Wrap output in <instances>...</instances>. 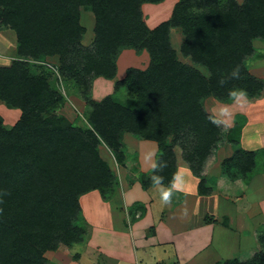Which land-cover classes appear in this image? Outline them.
I'll list each match as a JSON object with an SVG mask.
<instances>
[{"label":"trees","instance_id":"obj_1","mask_svg":"<svg viewBox=\"0 0 264 264\" xmlns=\"http://www.w3.org/2000/svg\"><path fill=\"white\" fill-rule=\"evenodd\" d=\"M160 1L0 0V25L16 33L21 57L0 68V101L21 111L12 128L0 118V264H45L44 252L76 241L62 236L79 218L78 197L95 190L100 196L111 193L116 183L99 157L100 141L116 150L122 134L129 133L162 146L171 133L189 130L199 159L219 134L202 100L230 101V91L241 89L247 98L263 95L264 82L248 72L246 59L254 52L252 42L264 39V0H179L167 24L149 31L140 6ZM80 8L95 18V54L80 44ZM170 28L182 31L183 54L203 66L208 79L177 61L165 34ZM73 48L83 68L65 66ZM128 49L150 54L149 69H131L125 83L137 95L136 107L110 99L92 104L86 131L50 111L62 97L50 91L46 77L19 70L27 57L58 53L61 72L71 70L82 90L91 74L111 78L119 53ZM237 68L239 78H230ZM227 263L264 264V252L248 263Z\"/></svg>","mask_w":264,"mask_h":264},{"label":"rangeland","instance_id":"obj_2","mask_svg":"<svg viewBox=\"0 0 264 264\" xmlns=\"http://www.w3.org/2000/svg\"><path fill=\"white\" fill-rule=\"evenodd\" d=\"M178 1L162 0L158 3H142L140 12L145 27L149 31H153L167 24ZM237 2L242 4L243 0H238ZM78 25L83 29L80 44L91 53V49H95L94 41L96 34L93 14L89 10L80 8ZM165 34L168 37L169 44L174 51L177 61L180 64L195 68L203 77L208 79L210 76L208 71L203 66L194 63L191 56H185L183 54L181 48L185 36L182 31L179 28H170ZM0 43L7 49L2 51L1 55L12 58L11 60L0 59V68H6L20 56L18 53V38L16 33L9 29V27H4L3 24L0 25ZM252 45L254 52L246 59L247 69L253 77L259 80L260 78L253 75L251 70L252 68H257L258 71L262 72L261 76H264V39L253 41ZM74 50L73 48L70 57L67 59V61L72 60L69 64L65 63V66L72 65L76 66V69L83 68L84 62L75 55L77 51ZM82 53H85V51L83 50ZM93 54H95V50ZM36 55L31 58L24 57L26 61L22 66H19L20 72H25L33 77H46V84L48 83L47 86L51 89L50 91L59 92L62 97L56 103V107L50 111L58 116H62L74 127L80 128L83 131L88 130L89 125L86 119H89L92 113V104H100L104 100L110 99L124 108H135L138 102L137 95L134 93L133 88L130 89L125 85L127 77L130 76L129 71L135 69L145 72L151 65L150 54L146 50L137 51L128 49L121 51L116 59L115 73L111 78L95 77L91 74L85 77L86 85L83 87L84 89L80 90L76 80L73 79L74 76L71 70L65 71L66 73L61 72L62 65L59 61L58 53L57 55L52 54L47 56L44 54ZM39 67L43 70L40 69L39 71ZM202 106L210 117H215L222 121L217 126L219 130L218 140L210 148L209 154L199 156V159H197L198 156L195 153L197 143L194 132L187 130L179 134L171 133L162 146L148 141L155 151L153 153L154 156L151 157L150 166L157 159L166 162V167H163L157 173L153 172V175H158L162 178V184L158 186L163 187V190L168 189L167 191H169L178 172L183 169H188L193 177L197 179L196 188L200 194L207 195L214 193V189L217 188L221 194H230L232 197L228 199L231 202L238 200L241 202L246 197V193L243 191L235 190L231 193V189L229 188L231 183L237 187L241 186V188L246 189L245 186L252 179H255L257 185L254 198L251 201L254 209L251 210L252 208L249 207V203L244 204L250 208L251 214L255 216L249 234V245L241 250L236 257L219 262L220 264H228L227 262L237 260L240 263H248L258 253L264 252V93L259 97H245V101L242 103L241 100L235 101L233 98L230 101L223 102L213 96H208L202 100ZM223 108H227L228 115H220V110ZM20 116L21 111L19 109L9 108L0 101V118L5 128H12L18 122ZM251 128H255L256 132L250 134L248 138L254 139L255 136L258 140L256 139L254 141L253 146L242 145L241 136L243 130ZM250 141H247V144ZM143 142L144 140L134 137L129 133H123L117 142L118 145L120 144L118 149L111 150V146L109 148L100 141L97 145V151L101 160L108 165L114 176L116 181L113 184L114 188H111V193L107 191L102 196L95 190L78 197L79 218L77 217L73 221L72 224L74 227L68 231V234L62 236L66 242L74 239L76 241L70 242L68 244L69 246H64L60 243L52 251L44 252L42 257L47 262L45 264H95L92 261L93 259H91L93 257L87 256L83 252L95 246L93 226L90 225L84 214L90 213L94 215L97 213L94 210L90 211L88 207L93 204L92 201L94 199L102 203H107L113 199L116 201L117 197L122 198L120 183L123 179H126V182H132V178L138 181L140 179L143 188H149V180L152 179L153 175L142 173L145 170L142 169L139 160L141 144ZM224 151L229 154H224ZM217 157H219L218 160ZM214 165L218 169L214 170L212 175L210 170ZM244 170H248L249 172L241 173ZM145 176L148 179L143 178ZM210 180L214 181L211 182ZM92 192L95 194L91 197ZM157 194L155 193L154 195ZM84 205L87 206L85 210L83 209ZM94 251L97 259L100 256L97 253L100 252L99 250ZM86 252H88V255H92L88 250Z\"/></svg>","mask_w":264,"mask_h":264},{"label":"crops","instance_id":"obj_3","mask_svg":"<svg viewBox=\"0 0 264 264\" xmlns=\"http://www.w3.org/2000/svg\"><path fill=\"white\" fill-rule=\"evenodd\" d=\"M0 48V59L11 60L1 55L7 50L1 43ZM251 73L264 82V76L257 68H252ZM243 101L245 98L241 103ZM255 132V128L243 130L242 145L253 146L257 137H248ZM140 151V164L145 170H141L142 173L153 175L150 163L155 151L151 143L144 141ZM224 154L229 153L224 151ZM217 169L214 165L211 174ZM143 178L148 179L146 176ZM123 180L120 183L122 198L117 197L116 201L113 199L107 203L94 199L88 207L97 213L84 214L93 226L95 246L83 252L93 257L90 258L95 264H217L236 257L249 245V234L255 220L251 214L254 209L251 201L257 185L255 179L245 186L246 189L231 183V193L235 190L246 193L245 200L231 202L228 198L232 196L221 194L217 188L214 193L200 194L196 188L197 179L188 169H183L173 181L175 187L170 186L172 196L169 203L160 198L164 188L152 179L148 189L143 188L140 179L132 178V182ZM94 194L92 192L91 197ZM245 203H249L252 209ZM83 209L87 206L84 205ZM87 250L92 255H88ZM94 250L100 252L97 259Z\"/></svg>","mask_w":264,"mask_h":264},{"label":"clouds","instance_id":"obj_4","mask_svg":"<svg viewBox=\"0 0 264 264\" xmlns=\"http://www.w3.org/2000/svg\"><path fill=\"white\" fill-rule=\"evenodd\" d=\"M230 78L233 79H238L239 78V69H234L230 73ZM221 84L224 83V80L221 79L220 81ZM229 95L235 100V101H240L246 97V93L244 90H231ZM220 115L225 116L228 115V110L227 108H223L220 110ZM209 120L211 121L212 124L219 126L222 121L220 119H217L215 117H209ZM150 158V157H149ZM166 162L160 159H157L155 162L152 163V169L154 173H157L159 170H161L163 167H166ZM152 180L155 184H162V178L158 175H153ZM172 187H175L174 182L171 185ZM172 192L171 191H161V198L165 203H169L171 200Z\"/></svg>","mask_w":264,"mask_h":264}]
</instances>
